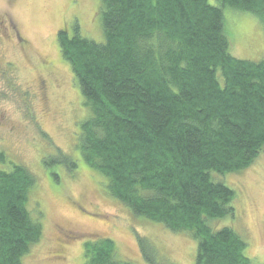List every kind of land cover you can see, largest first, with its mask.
Here are the masks:
<instances>
[{
	"label": "trees",
	"instance_id": "16d2710c",
	"mask_svg": "<svg viewBox=\"0 0 264 264\" xmlns=\"http://www.w3.org/2000/svg\"><path fill=\"white\" fill-rule=\"evenodd\" d=\"M223 8L264 19V0H101L103 42L74 24L56 36L90 112L80 158L133 215L190 233L194 264H251L246 240L212 225L236 217L234 190L213 176L248 168L264 146V59L230 54ZM56 150L44 166L75 172ZM36 182L0 151V264H22L42 238L41 211L28 208ZM137 242L148 263L164 264ZM83 244L84 264H129L108 237Z\"/></svg>",
	"mask_w": 264,
	"mask_h": 264
},
{
	"label": "rangeland",
	"instance_id": "374dc122",
	"mask_svg": "<svg viewBox=\"0 0 264 264\" xmlns=\"http://www.w3.org/2000/svg\"><path fill=\"white\" fill-rule=\"evenodd\" d=\"M208 3L216 5V0ZM99 4L101 0H0V151L35 175L28 208L36 217V209L41 211L43 225L42 238L22 264H84V241L104 237L129 264H150L139 238L149 241L158 262L194 264L196 239L190 233H175L133 215L107 193L106 179L86 166L75 147L80 123L90 112L70 64L59 54L56 36L63 29L72 33L74 24L81 35L103 42ZM222 14L230 54L264 59V19L233 8H223ZM57 147L76 160L75 172L60 164L44 166L43 159L55 155ZM260 151L239 173L213 176L234 190L236 217L212 225L232 227L244 238L251 264H264V146Z\"/></svg>",
	"mask_w": 264,
	"mask_h": 264
},
{
	"label": "flooded vegetation",
	"instance_id": "af4514ba",
	"mask_svg": "<svg viewBox=\"0 0 264 264\" xmlns=\"http://www.w3.org/2000/svg\"><path fill=\"white\" fill-rule=\"evenodd\" d=\"M16 33V31H14V34ZM17 34V33H16ZM18 35V34H17Z\"/></svg>",
	"mask_w": 264,
	"mask_h": 264
}]
</instances>
